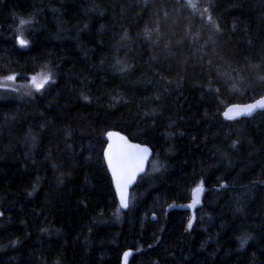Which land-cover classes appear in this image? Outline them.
Wrapping results in <instances>:
<instances>
[{
  "label": "trees",
  "instance_id": "obj_1",
  "mask_svg": "<svg viewBox=\"0 0 264 264\" xmlns=\"http://www.w3.org/2000/svg\"><path fill=\"white\" fill-rule=\"evenodd\" d=\"M198 4L209 18L186 0H0V79L55 80L0 101V264H121L140 248L130 264H264V111L224 116L264 95V0ZM110 130L154 151L126 212ZM201 182L194 214H167Z\"/></svg>",
  "mask_w": 264,
  "mask_h": 264
},
{
  "label": "snow or ice",
  "instance_id": "obj_2",
  "mask_svg": "<svg viewBox=\"0 0 264 264\" xmlns=\"http://www.w3.org/2000/svg\"><path fill=\"white\" fill-rule=\"evenodd\" d=\"M34 22L32 17L27 19L20 18L19 24L21 29L25 25H31ZM17 46L19 48H27L30 45V41L24 38L23 35H19L16 38ZM120 64V61H117ZM127 68L125 66H121V71H126ZM6 79L8 81H14L16 79L15 75L7 76ZM32 86L35 88L36 92H41L45 88V85L54 84L55 80L53 78V74L51 72L42 75L40 80L38 81L35 76L31 77ZM16 89H11V91H15ZM27 95H32V92L29 91L26 93ZM87 99V97H85ZM242 111L238 113L243 114H251L252 111L256 108L264 109V98H261L259 101L255 102L250 106H233ZM146 116L150 115L149 113H145ZM224 116L232 119L235 118L227 114V110L224 113ZM107 147L104 152V155L107 159V166L111 171L112 180L115 184L116 193L119 196L120 207L123 209L129 208L128 201V190L131 185H133L137 181V177L139 174L143 173L145 170V164L148 161L150 155V149L148 146H142L139 143L130 142L129 138L126 135L121 134L119 131H108L107 132ZM34 139V138H33ZM239 144V140H234L231 143L232 148H236ZM159 170V169H157ZM142 179V177H141ZM221 188H227L228 185L221 184ZM35 190V189H34ZM203 182L193 189V201L196 202L200 195L203 192ZM32 193H29L31 195ZM191 207V205H190ZM0 216H3V212H0ZM155 218V217H153ZM193 225V220L188 221L187 228L191 229ZM46 231V230H45ZM240 247H245L250 240L253 239L252 235L245 233L241 235L239 238ZM14 246V245H13ZM131 255L130 252L124 253V262L127 264V259Z\"/></svg>",
  "mask_w": 264,
  "mask_h": 264
},
{
  "label": "water",
  "instance_id": "obj_3",
  "mask_svg": "<svg viewBox=\"0 0 264 264\" xmlns=\"http://www.w3.org/2000/svg\"><path fill=\"white\" fill-rule=\"evenodd\" d=\"M261 98H264V95L261 96V97H259V98L256 99V100L252 101V102H249V103H244V104H233V105H230V106H228V107L226 108V110H227V114H229L230 116L235 117V118H232V119H238V118H242V117H252V116H254L255 114H257L258 112H260V111H264V109H262V108H256V109H254V110L252 111L251 114H243L242 112H241V113H238L239 111H242V109H239V108H236V107H233V106H238V105H239V106H250V105H253L255 102L259 101ZM226 110H225V111H226ZM226 118H227V117H226ZM228 119H229V118H228ZM110 131H116V130H110ZM106 134H107V133H106ZM121 134L125 135V134L122 133V132H121ZM126 136H127V135H126ZM127 137H128V136H127ZM128 138H129V137H128ZM106 140H107V135H106ZM129 140H130V139H129ZM130 142H132V143H139V142H135V141H132V140H130ZM139 144H141L142 146H148L149 149H150V155H149L148 161H147L146 164H145V170H144V172L141 173V174H139L138 177H137V181H136L133 185H131V186L129 187V190H128L129 208H130V200H131V193H132V190H133V188L136 186V184L138 183L139 179L147 173L148 168H149V165H150V162H151V160H152V158H153V155H154V151H153V149H152L149 145H147V144H143V143H139ZM106 147H107V144H106ZM106 147H105V149H104V152H105V150H106ZM103 157H104V161H105V165H106V167H107L108 173H109V175H110V177H111V180H112L111 171H110V169H109L108 166H107V159H106L104 153H103ZM112 184H113V187H114V190H115V193H116L115 184H114L113 180H112ZM203 189H204V190H203L202 194L200 195V197L198 198V200H197L196 202L193 201V196H192L191 200H190L189 202L185 203V204L172 203V204H170V205L167 207V210H166V211H167V214H168L170 211H172V210H180V211L188 212V213H190V214H194L195 211H196L197 209H199V208L203 205V200H204L205 194L209 191L210 188H208V187H206V186H203ZM192 193H193V192H192ZM116 196H117L118 204H119V207H120L119 196H118L117 193H116ZM190 205H191V207H190ZM129 208H127V209H123V208L120 207V209H121L123 212L128 211ZM142 251H143L142 248H140V249H128V250H126L125 252H130V253H131V255H129V257H128V259H127V264H130L131 258H132L135 254L140 253V252H142ZM125 252H124V253H125ZM124 253H123V256H122L121 264H125V262H124Z\"/></svg>",
  "mask_w": 264,
  "mask_h": 264
},
{
  "label": "rangeland",
  "instance_id": "obj_4",
  "mask_svg": "<svg viewBox=\"0 0 264 264\" xmlns=\"http://www.w3.org/2000/svg\"><path fill=\"white\" fill-rule=\"evenodd\" d=\"M188 4L200 15H205L206 17L209 18V11L207 8L203 7L201 8L198 4V0H186ZM37 80L39 81L41 76L40 75H35ZM11 89H16L15 91H11ZM20 89H28L32 90L35 89L32 86L31 83V77L29 80V83L26 82L25 80H19L16 78L14 81H8L5 78L0 79V101L2 100H8L14 97L15 95L20 94L19 90Z\"/></svg>",
  "mask_w": 264,
  "mask_h": 264
}]
</instances>
